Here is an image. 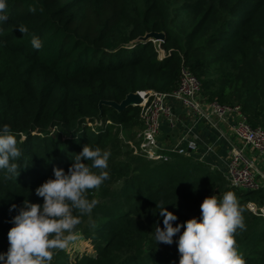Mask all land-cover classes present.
Here are the masks:
<instances>
[{
	"label": "trees",
	"instance_id": "1",
	"mask_svg": "<svg viewBox=\"0 0 264 264\" xmlns=\"http://www.w3.org/2000/svg\"><path fill=\"white\" fill-rule=\"evenodd\" d=\"M6 14L0 124L17 133L21 156L17 177L0 170V253L23 201L42 204L35 189L54 167L67 172L90 144L111 151L110 179L88 191L97 204L77 226L93 252L71 259L65 249L53 250L51 264H178L179 233L171 245L154 238L155 225L163 227L161 205L177 215L175 226L199 218L204 198L229 190L244 208L238 251L245 264H264V191L235 189L191 158L135 156L128 142L141 129L140 107L109 105L142 91L172 92L183 66L202 96L239 106L250 126L264 130V0H7ZM147 34L163 36L165 58L158 59L152 41L139 40ZM33 35L42 49L31 46Z\"/></svg>",
	"mask_w": 264,
	"mask_h": 264
},
{
	"label": "clouds",
	"instance_id": "2",
	"mask_svg": "<svg viewBox=\"0 0 264 264\" xmlns=\"http://www.w3.org/2000/svg\"><path fill=\"white\" fill-rule=\"evenodd\" d=\"M6 9L7 0H0V23L8 20ZM17 28L23 34L28 32L23 25ZM30 43L36 50L43 48V41L36 35ZM16 137L17 133L9 124H0V170L9 177L19 174L16 161L21 151ZM110 156V150L87 144L71 158L67 172L54 167L53 177L35 189L43 203L25 199L12 217L9 247L0 253V264H51L53 250H64L77 241L81 234L77 226L83 216L90 217L97 204L96 199L88 198V191L99 189L110 179L107 171ZM16 209L17 205L13 204L9 211ZM200 209L199 218L192 217L173 226L178 220L177 215L168 211L166 205H161L159 214L163 218V227L159 223L155 225L156 244L171 245L179 233L175 241L180 253L178 264H245L235 240L237 229L246 228L244 208L236 194L229 190L219 198L208 196Z\"/></svg>",
	"mask_w": 264,
	"mask_h": 264
},
{
	"label": "built area",
	"instance_id": "3",
	"mask_svg": "<svg viewBox=\"0 0 264 264\" xmlns=\"http://www.w3.org/2000/svg\"><path fill=\"white\" fill-rule=\"evenodd\" d=\"M149 41L156 46L158 59L168 55L161 49L163 39L151 38ZM137 94L141 99L137 105L140 107L139 120L141 122L140 137L137 141L138 149L132 142H128L135 152L139 150L141 156H145L146 159L162 162H168L171 154L188 158L196 153L195 139L187 138L190 130L181 135L171 149L160 147L158 139L162 123L170 129L178 126V116L169 105V101H175L191 112L196 122H203L217 130L222 125L229 128L232 138L237 143L231 144L226 161L225 178L235 189L247 192L261 190L264 178L257 179V175L260 174L256 170L254 157L258 154L264 155V130L250 126L239 106H225L217 101H209L201 94L199 80L183 66L180 69L178 85L172 92L142 91ZM255 209L254 205H249L251 212L256 213ZM259 212L264 217V205Z\"/></svg>",
	"mask_w": 264,
	"mask_h": 264
},
{
	"label": "crops",
	"instance_id": "4",
	"mask_svg": "<svg viewBox=\"0 0 264 264\" xmlns=\"http://www.w3.org/2000/svg\"><path fill=\"white\" fill-rule=\"evenodd\" d=\"M169 105L178 116V126L175 129H170L162 123L158 139L160 147L171 149L181 135L190 130L187 138L195 139L197 151L188 158L200 161L209 169L220 171L225 177L226 161L229 157L231 144L237 143L232 138L229 128L222 125L219 130L214 129L203 122H196L191 112L183 108L180 103L169 101ZM254 162L256 170L260 174L257 175V179L264 178V155H255ZM261 190L264 191L263 183H261Z\"/></svg>",
	"mask_w": 264,
	"mask_h": 264
},
{
	"label": "rangeland",
	"instance_id": "5",
	"mask_svg": "<svg viewBox=\"0 0 264 264\" xmlns=\"http://www.w3.org/2000/svg\"><path fill=\"white\" fill-rule=\"evenodd\" d=\"M134 132L136 133V136H135V139H134L135 142H132V144L135 146L136 149H138L137 141H138V139L140 137L141 129L140 130L135 129ZM133 154L135 156L145 158V156H141L139 150L137 152H135L133 150ZM255 211H257V209H255ZM65 251L69 254L70 258L73 259L76 255H80V254H83V253H92L93 252V249H92V246L89 243V241L84 240L80 236V238L77 241H75L72 244H70V246L68 248H66Z\"/></svg>",
	"mask_w": 264,
	"mask_h": 264
},
{
	"label": "water",
	"instance_id": "6",
	"mask_svg": "<svg viewBox=\"0 0 264 264\" xmlns=\"http://www.w3.org/2000/svg\"><path fill=\"white\" fill-rule=\"evenodd\" d=\"M163 39V36L161 34H147L144 37H142L141 41H146L148 39ZM140 97L137 93L129 94L126 99L119 105H115L112 103H109L110 106L115 107L116 109L120 110L123 109L126 106H137L140 103Z\"/></svg>",
	"mask_w": 264,
	"mask_h": 264
},
{
	"label": "bare ground",
	"instance_id": "7",
	"mask_svg": "<svg viewBox=\"0 0 264 264\" xmlns=\"http://www.w3.org/2000/svg\"><path fill=\"white\" fill-rule=\"evenodd\" d=\"M140 102H141V100H140Z\"/></svg>",
	"mask_w": 264,
	"mask_h": 264
}]
</instances>
